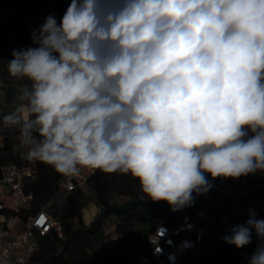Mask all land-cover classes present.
I'll return each instance as SVG.
<instances>
[{"label": "clouds", "instance_id": "obj_1", "mask_svg": "<svg viewBox=\"0 0 264 264\" xmlns=\"http://www.w3.org/2000/svg\"><path fill=\"white\" fill-rule=\"evenodd\" d=\"M31 39L8 60L26 83L0 115L26 161L131 175L174 212L209 176L264 172V0H70ZM253 234L248 264H264L255 210L222 239Z\"/></svg>", "mask_w": 264, "mask_h": 264}, {"label": "trees", "instance_id": "obj_2", "mask_svg": "<svg viewBox=\"0 0 264 264\" xmlns=\"http://www.w3.org/2000/svg\"><path fill=\"white\" fill-rule=\"evenodd\" d=\"M70 0H0V33L10 29V22L22 19H36L40 15H64ZM3 10L5 11L2 14ZM22 149L19 146V133L14 131L6 135L0 142V176L4 166L9 162L18 164H33L36 168L34 177L27 181V191L33 193L32 204L19 212L10 209L8 212L19 213L22 219H26L46 202L53 200L57 195L58 183L62 174L57 173L52 167L40 162H29L23 159ZM136 182L138 180L134 179ZM112 174L95 170L88 178L87 184L100 196L103 204V212L92 222L89 227L74 226V219L82 221V209L85 206L83 201L84 191L81 187L71 191L67 195L65 206L62 210L54 213V216L62 224L64 238H60L55 232L40 236L39 249L34 256L35 264H126L135 256V253L143 251L149 243V235L155 226L161 222L173 224L180 219L185 208L179 211H172L171 207L164 201L153 202L147 199H132L123 204H114L109 201V191L114 184ZM197 197V196H196ZM195 197V199H196ZM5 202L8 197H3ZM125 216L123 233L127 234L132 224L138 221L143 225L144 232L139 234L133 230L135 240L140 243L138 250L128 239L121 237L119 243L113 249L102 253L94 252L91 255L71 259L65 256V252L75 242H87L92 233L97 232L104 219L111 213ZM126 214V215H124ZM257 219H264V207L256 213ZM238 225L234 221V227ZM229 233V228L220 222L212 225L211 232L201 244V250L187 253L181 264H221L223 262L237 263L245 252L250 251V245L244 248H236L224 242L222 237ZM67 237V238H66ZM140 237V238H139ZM254 243H258L255 237ZM61 244L64 250H58ZM123 245V246H122Z\"/></svg>", "mask_w": 264, "mask_h": 264}, {"label": "built area", "instance_id": "obj_3", "mask_svg": "<svg viewBox=\"0 0 264 264\" xmlns=\"http://www.w3.org/2000/svg\"><path fill=\"white\" fill-rule=\"evenodd\" d=\"M94 172L95 169H82L78 176L62 175L57 194L81 187ZM35 174L36 168L30 163L9 162L3 168L0 176V264H35L40 236L55 232L64 238L62 224L50 211L53 200L42 204L26 219L17 213L32 204L34 195L27 191L26 185ZM208 178L211 189L197 196L191 206L185 207L175 223L157 224L149 235L148 246L126 264H181L187 253L200 252L214 223L220 222L229 229L234 227L233 206L248 205L253 199L264 207V172L236 179ZM3 197H8L9 201L5 202ZM10 209L17 212H8ZM252 252H245L237 263L221 264H248Z\"/></svg>", "mask_w": 264, "mask_h": 264}, {"label": "rangeland", "instance_id": "obj_4", "mask_svg": "<svg viewBox=\"0 0 264 264\" xmlns=\"http://www.w3.org/2000/svg\"><path fill=\"white\" fill-rule=\"evenodd\" d=\"M5 11L3 10L2 14ZM63 15H55L59 21ZM45 16L40 15L32 22H10V29L6 32L0 33V48L3 50L4 54L2 55L1 66L3 65V73H0V77L3 74L7 77V80H12L6 84V87L11 85H16L22 87L26 81L15 80L11 78L8 70L7 64L8 60L12 58L11 53L13 50L24 49L31 47L32 39L31 33L34 29H38L39 26L44 22ZM115 181L112 188L109 191V201L114 204H123L132 199H147L142 192L140 191L139 182H136L131 175H124L121 173H113ZM84 191L83 201L85 206L82 209V221L78 218L74 219V226L76 227H89L92 222L103 212V204L101 203L100 196L93 189H91L87 183L81 186ZM67 192H61L56 195L54 199L55 206H51V212L57 213L59 210H62L65 206L67 200ZM253 199L246 203L235 205L231 208V213L233 215V220L236 224L244 223L249 216V210H255L257 213L263 207L258 205ZM126 215V214H124ZM125 216H121L117 213H111L107 216L100 227L97 229V232H94L90 235L87 242H75L70 246V248L65 252V256L71 259H79L86 255H91L94 252H106L110 249H113L119 243V240L122 236L126 237L130 244H134V249L130 251L138 250L140 243L133 242L135 240L133 236V230L135 232L142 234L144 232L143 225L138 221L132 224V227L129 228L128 233H123V225L125 224ZM67 238V237H66ZM140 238V237H139ZM255 235L253 234L252 243L250 244V251H254L257 244L254 243ZM123 246V245H122ZM59 251H63L64 248L61 244L58 246ZM138 252L135 253V256ZM198 254V253H196Z\"/></svg>", "mask_w": 264, "mask_h": 264}, {"label": "crops", "instance_id": "obj_5", "mask_svg": "<svg viewBox=\"0 0 264 264\" xmlns=\"http://www.w3.org/2000/svg\"><path fill=\"white\" fill-rule=\"evenodd\" d=\"M35 19H22L20 20V22H32ZM4 54L3 50L0 48V73H3L4 67L3 65L1 66V60L2 55ZM12 82V80H7V77L5 76V74L2 75V77H0V115L6 114L8 113L12 107L15 105L16 103V96L18 94V91L20 89L19 86L16 85H11L8 87H6V84ZM15 130L13 129H8L6 127H2L0 126V142H2L3 138L10 134L13 133Z\"/></svg>", "mask_w": 264, "mask_h": 264}]
</instances>
